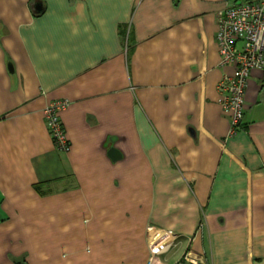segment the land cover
<instances>
[{
	"label": "crops",
	"instance_id": "obj_1",
	"mask_svg": "<svg viewBox=\"0 0 264 264\" xmlns=\"http://www.w3.org/2000/svg\"><path fill=\"white\" fill-rule=\"evenodd\" d=\"M231 1L0 0V264H147L162 232L165 264H264V70L230 135Z\"/></svg>",
	"mask_w": 264,
	"mask_h": 264
},
{
	"label": "built area",
	"instance_id": "obj_2",
	"mask_svg": "<svg viewBox=\"0 0 264 264\" xmlns=\"http://www.w3.org/2000/svg\"><path fill=\"white\" fill-rule=\"evenodd\" d=\"M216 42L221 64H235L233 75L219 85V90L224 92L221 105L225 112L230 113V135H233L242 126L244 92L249 72L252 69L264 70V0L241 4L228 2L217 15ZM67 106L66 100H57L43 111L54 146L62 152H68L70 144L58 113ZM177 237L168 232L154 234L149 242L147 264H165L161 256L175 245ZM174 264H206V260L203 255L186 250Z\"/></svg>",
	"mask_w": 264,
	"mask_h": 264
}]
</instances>
